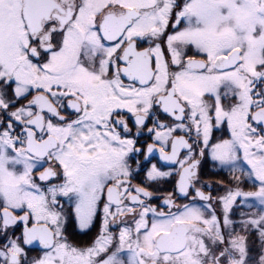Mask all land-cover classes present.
I'll return each instance as SVG.
<instances>
[{
	"label": "snow or ice",
	"instance_id": "obj_1",
	"mask_svg": "<svg viewBox=\"0 0 264 264\" xmlns=\"http://www.w3.org/2000/svg\"><path fill=\"white\" fill-rule=\"evenodd\" d=\"M0 264H264V0H0Z\"/></svg>",
	"mask_w": 264,
	"mask_h": 264
}]
</instances>
